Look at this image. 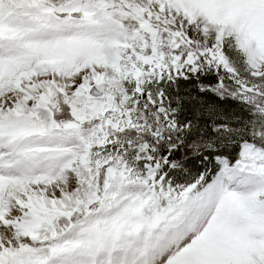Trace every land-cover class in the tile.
<instances>
[{
	"label": "snow or ice",
	"instance_id": "6c2138e0",
	"mask_svg": "<svg viewBox=\"0 0 264 264\" xmlns=\"http://www.w3.org/2000/svg\"><path fill=\"white\" fill-rule=\"evenodd\" d=\"M0 264H264V0H0Z\"/></svg>",
	"mask_w": 264,
	"mask_h": 264
}]
</instances>
